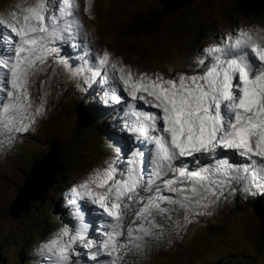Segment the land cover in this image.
Returning <instances> with one entry per match:
<instances>
[{"label":"snow or ice","instance_id":"6c2138e0","mask_svg":"<svg viewBox=\"0 0 264 264\" xmlns=\"http://www.w3.org/2000/svg\"><path fill=\"white\" fill-rule=\"evenodd\" d=\"M78 7L23 0L6 14L0 8V147L45 115L47 93L37 103L30 91L41 74L54 83L71 77L83 92L103 85L101 103L125 107L132 134L127 151L113 148L114 157L71 190L110 218L103 233L92 236L83 222L62 225L42 245L46 264H127L129 252L191 224L222 198L264 194V32L222 34L197 49L184 72H134L92 47ZM64 47L82 50L79 67Z\"/></svg>","mask_w":264,"mask_h":264},{"label":"rangeland","instance_id":"374dc122","mask_svg":"<svg viewBox=\"0 0 264 264\" xmlns=\"http://www.w3.org/2000/svg\"><path fill=\"white\" fill-rule=\"evenodd\" d=\"M165 1L169 3L76 0L83 31L92 47L96 51L109 50L113 59L120 58L134 72H184L195 51L214 43L222 34L239 30L264 32V18H247L238 11L236 0H193L176 11L173 8L185 0ZM13 3L23 0H0V8L6 14ZM81 54L82 50L75 48L62 50V55L76 67L83 63ZM54 80V76L43 74L33 78L30 91L34 101L38 103L47 93L45 115L38 117L28 132L17 136L13 144L0 147V254H4V264H46L42 245L62 225L81 223L76 206L89 207L100 220L110 219L71 191L102 161L114 157L115 147L101 135L108 122L100 124V119L93 117L106 105L101 103L106 98L100 90L104 86L96 85L83 92L71 77H61L58 83ZM125 112L122 119L109 120L114 128L118 126L119 134H125ZM83 141L91 143L84 147ZM53 142L61 150L60 163L70 172L63 168L29 211L14 219L11 209L19 200L17 196L35 167L53 156ZM51 197L53 205L48 200ZM255 197L256 194L242 193L227 200L222 198L191 224L165 231L159 241H153L139 253L129 252L125 256L127 264H224L227 260L246 264L251 262L250 252L257 255V262L264 264V209H254V204L247 203ZM58 215L63 221L55 218ZM79 217L83 218L80 214ZM13 259L17 262L13 263Z\"/></svg>","mask_w":264,"mask_h":264},{"label":"water","instance_id":"95a60500","mask_svg":"<svg viewBox=\"0 0 264 264\" xmlns=\"http://www.w3.org/2000/svg\"><path fill=\"white\" fill-rule=\"evenodd\" d=\"M164 4L165 0H162ZM193 0L181 1L176 5L173 10L191 4ZM166 13H171L170 10H166ZM53 156L46 159L43 163L38 164L31 174V178L26 182V186L21 190V193L17 196L19 199L16 204L12 206L11 216L14 219H18L23 212L29 211L30 205L36 201L38 197L45 191L47 186L52 183L56 176L63 171L64 165L60 163L61 150L56 142H53ZM23 202L24 206L20 207L19 203Z\"/></svg>","mask_w":264,"mask_h":264},{"label":"bare ground","instance_id":"6f19581e","mask_svg":"<svg viewBox=\"0 0 264 264\" xmlns=\"http://www.w3.org/2000/svg\"><path fill=\"white\" fill-rule=\"evenodd\" d=\"M96 91H98V89ZM124 111H126V108L123 106L105 105L102 108V110L99 113L95 114V116H93V117L99 118L100 124H102V123L104 124V121L108 122V124L103 125V130L101 131V135L104 136L105 141H107L109 143V145H112L114 147L118 146V147L122 148L124 151H127L128 148L130 147V141H129L130 136L127 137L124 133L119 134L117 132L118 126H116L114 128L112 123L109 122V120L111 118H117L118 120L122 119ZM126 125L127 124L125 123L124 126H126ZM124 126L122 125V130H123ZM256 196H258V195H256ZM259 200H261V199H259ZM247 203H251V201L250 202L247 201ZM83 208H84V210L80 213V215L83 216L81 222H83V223L87 222V224L89 225V227L91 229L92 228H96V229L100 228L102 221L99 220L97 218V216L94 214L95 211L90 209L89 207H87V208L83 207ZM93 215H95V216H93Z\"/></svg>","mask_w":264,"mask_h":264},{"label":"trees","instance_id":"16d2710c","mask_svg":"<svg viewBox=\"0 0 264 264\" xmlns=\"http://www.w3.org/2000/svg\"><path fill=\"white\" fill-rule=\"evenodd\" d=\"M237 2V7H238V11H240L244 16H246L247 18H258L259 20L264 18V0H236ZM87 144H90L91 142H85L83 141L81 143V145H84V147ZM89 146V145H88ZM66 168V170L68 171V173L70 172V170L67 169V167L64 165V169ZM49 203L51 205H53V201H52V197L48 199ZM261 203H259L257 205V207H255V209H264V202L262 200H260ZM24 215V214H23ZM0 255H2V257L0 256V261H2V263L4 264L6 261L3 257V253H1ZM249 259H250V263H246V264H261L259 262L256 261L257 255L255 253H249L248 254ZM13 263H16L17 261L15 259L12 260ZM224 264H235V261L232 260H227L225 261Z\"/></svg>","mask_w":264,"mask_h":264}]
</instances>
